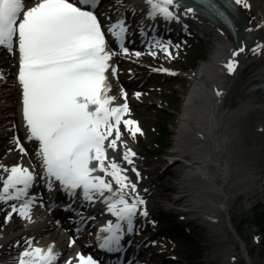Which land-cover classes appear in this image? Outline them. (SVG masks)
Here are the masks:
<instances>
[{"label":"snow or ice","instance_id":"snow-or-ice-1","mask_svg":"<svg viewBox=\"0 0 264 264\" xmlns=\"http://www.w3.org/2000/svg\"><path fill=\"white\" fill-rule=\"evenodd\" d=\"M146 3L150 18L178 19L170 9L181 7L179 0ZM234 3L249 6L247 0ZM97 4L98 0H0V47L10 53L18 51L22 117L27 139L38 142L44 178L49 187L54 179L73 194L82 189L87 200L102 199L117 221H109L101 230L109 234L101 247L111 250L119 246L123 223L127 231L133 230V220L145 201L125 175L127 169L121 168L115 158L109 159L107 153L117 150L121 124L133 137L141 130L137 122L122 119L129 112L127 102L113 106L116 97L109 95L107 73L111 69L115 74L109 63L115 53L108 51L105 32L93 10ZM185 11L191 13L193 9L187 7ZM125 32L122 19L108 27L117 41ZM121 51L127 54L128 50L121 45ZM227 67L231 72L234 64L230 62ZM122 96L126 101V94ZM20 151L26 154L23 146ZM134 155L128 149L122 159L131 164ZM0 169L7 173L6 178L0 175V202H21L19 208L11 204V210L29 218L35 199L29 195L35 180L33 171L19 164L10 168L0 165ZM97 171L104 176L94 175ZM139 214L147 216V211ZM10 218L8 213L5 220ZM26 243L29 247L19 253L17 264H55L53 246L44 249L32 247V241ZM78 260L79 264H96L91 256L78 254Z\"/></svg>","mask_w":264,"mask_h":264},{"label":"bare ground","instance_id":"bare-ground-1","mask_svg":"<svg viewBox=\"0 0 264 264\" xmlns=\"http://www.w3.org/2000/svg\"><path fill=\"white\" fill-rule=\"evenodd\" d=\"M247 4L248 7L241 6L244 12L239 21L248 25V31L255 34L252 42L255 51L246 48L243 41L238 47L220 27L198 14L181 11L177 15L182 21L172 20L179 28L185 23L189 26L185 27L186 31L197 38H203L200 35L208 37L213 51L207 60L189 72L196 83H192L189 90L182 94L184 104L176 129L171 132L173 139L172 149L167 154L169 158L150 160L154 165L151 171H162L156 178L161 185L156 192L148 191L150 202L146 204L149 210L158 206L159 200H168L171 201V210L197 216L199 227L206 231L207 245L217 246L219 255L227 264H231L233 256H236L233 254L234 248L229 246L231 243L225 239V234L230 239L236 238L231 207L240 195L249 198L259 193L264 199V91L260 89L264 86V0H247ZM113 9L116 7L109 8L111 14ZM8 56L11 61H5L3 65L10 76L16 62L13 52ZM9 62L11 67L8 66ZM230 62L234 63L231 72L227 67ZM137 70L143 79L147 68L138 65ZM120 80L124 88H138L137 91H147L152 85L149 80L144 85L123 76ZM16 86L19 87V97L16 95ZM149 97L150 94L144 95L142 99ZM21 99L20 85L14 76L8 81L7 89L0 94V124L12 121V132L20 125L16 121L23 119ZM6 126H0L1 133ZM125 134L129 138L132 136L128 131ZM129 143L130 149L135 150L131 139ZM0 146V151L9 149L8 145ZM14 153L15 150H10V154ZM148 160L140 159L137 165L143 169L148 166ZM9 165L12 162L9 161ZM133 177L128 175V178ZM42 191L47 192L44 189ZM172 194H175L173 198ZM37 230L33 225V232L37 233ZM62 235L66 240L61 245L71 255L75 251L69 242L71 236L66 232ZM56 238L61 239L55 233H50L46 241ZM242 254L247 264H250L247 252ZM213 255L217 257L216 252Z\"/></svg>","mask_w":264,"mask_h":264},{"label":"rangeland","instance_id":"rangeland-1","mask_svg":"<svg viewBox=\"0 0 264 264\" xmlns=\"http://www.w3.org/2000/svg\"><path fill=\"white\" fill-rule=\"evenodd\" d=\"M207 39L208 38L205 39L206 41H202L200 39L186 41L187 44L184 45L182 50H180L176 67L189 71L191 66L195 67L199 64V62L206 60L208 55L212 52V44H210L211 42H207ZM156 87H152L155 93H152V91L149 90L145 92V94L152 93V96L155 95L156 97L151 96L147 101H144V105H137L134 110L135 116L139 118L140 122L145 127L146 132L145 137L138 143V148L140 150L142 147L145 150H154L155 145L153 144L157 140L159 135L158 132H161V129H159L160 124L167 127L166 132L162 134L166 140V145L163 149L159 148V150L154 151L153 155H149L141 150V153L146 156V159L148 158L150 160L164 158L165 154L172 149L173 136L171 132L176 129V124L181 115L184 100L182 94H184V90H186V81L175 80L173 82L170 81L163 86L161 84H157ZM178 90H182V93ZM159 137L161 136L159 135ZM262 185L264 188V178L262 180ZM171 196L173 198L174 194ZM162 205L163 209H167V205H171V201L165 200ZM257 206H264V199L261 198L259 193H255L249 198L245 197V195H240L231 207L230 214L232 224L237 237H239L238 239H230L228 234H225L227 236L225 239L231 243L229 246L235 250L233 254H236V256H233L234 258L231 261V264H247L246 258L242 254L245 249L247 251V257L250 264H264V242L260 240L261 236L258 234V230L251 224L252 222L250 221L252 219L251 213ZM172 215L175 214L167 215V217L169 218ZM183 215L181 214L178 216L175 223L170 224V226L168 225V227L172 228L166 231L169 232V234H173V232L178 229V225L181 224V228L187 227L188 231L191 233L189 234L190 239H188L187 242L180 240L178 247L176 248L177 251H180V247L190 248L195 244L198 255L201 261L204 262L203 264H227L222 255H219L220 250H218L217 246L209 247V245H207L208 240L205 237L206 231L197 227L196 224L188 223L190 219L193 218L192 216H185V220L178 221V219H180ZM196 217L197 216L194 218ZM197 224H199L198 221ZM212 251L217 253V257L216 255H213ZM183 255H186V253L184 254L183 252Z\"/></svg>","mask_w":264,"mask_h":264},{"label":"trees","instance_id":"trees-1","mask_svg":"<svg viewBox=\"0 0 264 264\" xmlns=\"http://www.w3.org/2000/svg\"><path fill=\"white\" fill-rule=\"evenodd\" d=\"M254 216L255 219H253V223L258 226L264 234V211L259 210Z\"/></svg>","mask_w":264,"mask_h":264}]
</instances>
